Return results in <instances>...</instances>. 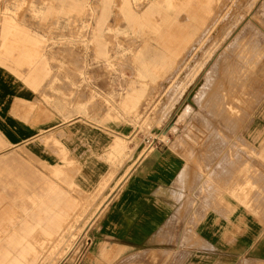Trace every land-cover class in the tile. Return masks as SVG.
<instances>
[{"label": "rangeland", "instance_id": "374dc122", "mask_svg": "<svg viewBox=\"0 0 264 264\" xmlns=\"http://www.w3.org/2000/svg\"><path fill=\"white\" fill-rule=\"evenodd\" d=\"M169 1L0 0V60L6 61L0 64L36 93L27 104L31 115L51 118L55 125L74 121L73 129L52 127L17 146L0 144V242L7 244V235L22 225L23 207L30 205L28 187L50 183L74 207L58 235H33L35 243L44 244L40 263L69 244L73 248L63 259L80 257L87 232L107 205L85 232L83 225L149 145L159 154H174L160 171H200L191 182L201 186L191 193L195 197H187V206L200 197L207 208L224 206L232 212L237 205L246 210L253 204L256 213L264 211V0H211L204 12L201 0H171L176 7ZM182 1L188 6L182 8ZM125 3L144 16L154 3L148 23L129 22ZM5 19L9 27H3ZM236 20L228 35L213 43ZM214 21L219 24L209 31ZM196 25L202 29L187 42V28ZM21 28L37 41L20 37L16 29ZM241 32L253 40L255 52L231 72ZM208 50L212 54L195 73ZM13 57L24 62H7ZM31 73L37 78L32 80ZM184 82L187 87L178 93ZM140 88L142 94L135 97ZM50 133L55 143L32 147ZM89 161L101 169L104 181L81 190L76 183L87 181ZM25 175L31 181L21 190L18 181ZM178 200L183 202V193Z\"/></svg>", "mask_w": 264, "mask_h": 264}, {"label": "crops", "instance_id": "0c3cea01", "mask_svg": "<svg viewBox=\"0 0 264 264\" xmlns=\"http://www.w3.org/2000/svg\"><path fill=\"white\" fill-rule=\"evenodd\" d=\"M9 60L7 62H24L19 57ZM0 62L6 63L2 59ZM2 66L0 64V144L10 148L52 127L74 128L70 125L74 122L71 119H61L62 122L55 125L51 118L47 121L45 116L36 117L34 112L31 115L27 104L30 105L36 93ZM31 75L32 80L37 78L35 73ZM56 138L54 134H47L43 142H36L32 147L55 143ZM14 165L18 163L14 161ZM158 167L133 171L112 192L118 177L125 171L119 175L102 197L110 196L103 207L107 205V208L97 225L87 232L81 256L71 259L69 255L63 259L66 254L57 264H125L131 258L136 264H264V211L256 213L253 204L246 210L237 205L232 212L224 206L207 208L200 197L187 206V197H195L191 193L201 186L191 182L200 171H169V168L160 171ZM86 168L87 181L76 183L81 190H89L104 181L94 161L87 162ZM25 176L18 181L21 190L31 181V177ZM33 182L36 181L33 179ZM28 189L30 205L23 207L22 225L15 226L7 235V244L0 242V264H48L40 263V249L44 244L35 243L33 235L36 231L43 232L47 238L58 235L66 227L74 207L71 201L64 203L50 183L38 189L30 185ZM180 193L184 197L181 203ZM260 208H264V204ZM178 209L181 211L176 215Z\"/></svg>", "mask_w": 264, "mask_h": 264}, {"label": "bare ground", "instance_id": "6f19581e", "mask_svg": "<svg viewBox=\"0 0 264 264\" xmlns=\"http://www.w3.org/2000/svg\"><path fill=\"white\" fill-rule=\"evenodd\" d=\"M169 1V0H167ZM181 1V0H180ZM203 3L202 5V12H204V10H208L207 8L210 6L211 4V0H201ZM184 2V1H182ZM150 3V2H149ZM169 4L173 7H176L177 4H174L172 3V1L170 0L169 1ZM150 8H149V12H145V14L147 15H137V13L131 8L129 7L126 3L123 5V9H124V14H125V17L126 19L129 21V22H132L134 24H138V25H142V24H145V23H148V20L146 19V17L149 15V14H152L153 12V8L155 7L154 3H151L150 4ZM179 5V3H178ZM180 6L182 8H185L188 6V3H181ZM179 6V7H180ZM192 7V6H191ZM159 8V7H158ZM189 9V8H188ZM262 10H264V3L262 4V7H261ZM156 13V11H155ZM161 13V12H160ZM186 14V13H185ZM160 15V14H159ZM184 15V14H183ZM145 18H144V17ZM154 16V15H153ZM152 16V17H153ZM174 17V16H172ZM185 17V16H184ZM148 18V17H147ZM166 18V17H164ZM188 18V17H187ZM186 18V19H187ZM170 19V18H169ZM174 19V18H173ZM192 20V19H190ZM215 20V19H214ZM219 20V19H217ZM216 20V21H217ZM167 21V20H166ZM171 21V20H170ZM175 21V20H174ZM216 21L212 22V24L210 25V27L208 28L209 31L213 29V27L215 26L216 24ZM222 21V20H221ZM173 22V21H171ZM218 22V21H217ZM238 22V20H236L235 22L232 21V23L230 22V24L223 30L222 33H220L221 35L218 37L216 35V32H215V35H216V39H214V42L213 43H216L218 42L219 40H222L224 39L228 33L231 31V29H233L232 27H234L233 25ZM175 23V22H174ZM10 22L9 20H4L3 22V27H9ZM191 24V23H190ZM195 24V23H194ZM205 24V23H204ZM219 24V23H217ZM216 24V25H217ZM173 26V25H172ZM204 26V25H203ZM170 27V26H168ZM138 28V27H137ZM179 28V27H178ZM184 28V27H182ZM202 29V26H194L192 28H187V32L189 33V40L187 42H189L190 40H192L196 34L199 32V30ZM219 28V27H217ZM161 29V28H160ZM177 29V28H176ZM215 29V28H214ZM18 31V33L21 35L20 37H24V39H28V40H33V41H37L36 39L38 38H32L30 37L31 35L29 33H26L22 28L21 29H16ZM153 30V29H152ZM182 30V29H181ZM218 30V29H217ZM216 30V31H217ZM137 31V30H136ZM208 31V30H207ZM208 31V32H209ZM211 33V32H210ZM208 33V34H210ZM149 34V33H148ZM154 34V33H153ZM244 33L241 32V33H238L237 36H236V39L237 42L239 43V45L236 47V50L234 52V54L232 55V59H231V72L235 71L236 69L239 68V65L237 63L241 62L243 59H245L248 54L251 55L252 53H254V47L252 45L253 43V40L250 39V38H247L248 36H246L245 34L243 35ZM211 35V34H210ZM213 35V34H212ZM151 36V35H150ZM185 36V35H183ZM156 37V36H155ZM212 37V36H211ZM214 37V35H213ZM240 39V40H239ZM156 40V39H155ZM160 40V39H159ZM162 41V40H161ZM184 41V40H183ZM156 42V41H155ZM182 42V41H181ZM160 43V42H159ZM166 44V43H165ZM159 45V44H158ZM174 51V50H173ZM212 54V51L211 50H208L206 52V56L204 58H202L201 60H199L195 66V70L194 72L197 73L204 65V62L206 61L207 57L210 56ZM234 63V64H233ZM212 76V73H207L206 74V78H205V82L200 86V88L197 90V95H201L202 94V89H204V85H207L208 83H206V81H208L210 79V77ZM206 83V84H205ZM187 87V83H183L181 86H179V92L178 93H182L185 88ZM142 94V89L140 88L137 92H135V97L137 96H140ZM188 110V109H187ZM182 114V113H181ZM182 118V117H181ZM162 137H166V134L165 133H162L161 134ZM112 146V145H111ZM118 146V142H115V145H113L114 148H116ZM172 155H174L172 153V151H167L163 154H159L157 152H154L153 151V147L152 146H147L146 148H144L141 152H139L137 154V156L133 159V161L131 163H129L126 168H125V172L123 173V175H121L120 177H118L114 187L112 188V192L122 183L124 182L125 180H127L129 178V176L131 175V173L133 171H147V169H149L150 167H156L157 165H167V163L169 162V160L171 159ZM187 165V164H186ZM187 167V166H186ZM185 167V168H186ZM184 168V166H183ZM187 170V169H186ZM96 171H101V169L99 168L98 170ZM182 171V170H181ZM110 196L107 195V197L105 199L102 200V202L99 204V206L96 208V210L92 213V215L88 218L87 222L83 225V229H86L96 218L97 216L102 212L103 210V207H104V204L106 202V200L109 198ZM66 242V241H65ZM62 243V242H61ZM60 244V243H59ZM64 244V240H63V243ZM72 247V244H69V246L67 247V249H62L60 254L57 255V256H54L53 258L50 257V260H48V264H57L58 260L62 259L66 254L67 252L71 249ZM196 263V262H195Z\"/></svg>", "mask_w": 264, "mask_h": 264}]
</instances>
